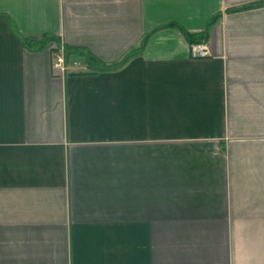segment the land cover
<instances>
[{"label": "crops", "instance_id": "obj_1", "mask_svg": "<svg viewBox=\"0 0 264 264\" xmlns=\"http://www.w3.org/2000/svg\"><path fill=\"white\" fill-rule=\"evenodd\" d=\"M0 264H264V0H0Z\"/></svg>", "mask_w": 264, "mask_h": 264}, {"label": "built area", "instance_id": "obj_2", "mask_svg": "<svg viewBox=\"0 0 264 264\" xmlns=\"http://www.w3.org/2000/svg\"><path fill=\"white\" fill-rule=\"evenodd\" d=\"M64 46H57L53 49V68L55 71L64 73L67 71L66 53ZM210 47L207 42L194 43L191 45V55L195 59L210 56Z\"/></svg>", "mask_w": 264, "mask_h": 264}, {"label": "trees", "instance_id": "obj_3", "mask_svg": "<svg viewBox=\"0 0 264 264\" xmlns=\"http://www.w3.org/2000/svg\"><path fill=\"white\" fill-rule=\"evenodd\" d=\"M188 38H190L189 35H187ZM51 40V38H47L45 41L43 42H40V43H34V42H31V41H28L26 39H23V41L25 42V45L31 47V48H36V49H41L43 48L44 46H46V44ZM205 42V41H203ZM82 52V51H79V50H73L71 48H66V54L69 55L70 53H74V52ZM82 53H86L87 54V57H88V62L90 64H93L95 66V68H97L98 70H106V69H109L110 67H107L106 65H104L103 63H101L100 61H98L97 59H95L93 56H91L89 53L87 52H82ZM128 58V57H127ZM126 58V59H127ZM126 62V61H125ZM111 68H114V67H111Z\"/></svg>", "mask_w": 264, "mask_h": 264}]
</instances>
